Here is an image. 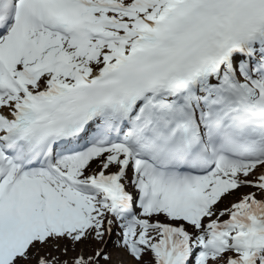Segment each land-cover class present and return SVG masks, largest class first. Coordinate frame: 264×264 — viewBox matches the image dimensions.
<instances>
[{
	"label": "snow or ice",
	"instance_id": "snow-or-ice-1",
	"mask_svg": "<svg viewBox=\"0 0 264 264\" xmlns=\"http://www.w3.org/2000/svg\"><path fill=\"white\" fill-rule=\"evenodd\" d=\"M110 245L264 264V0H0V264Z\"/></svg>",
	"mask_w": 264,
	"mask_h": 264
},
{
	"label": "bare ground",
	"instance_id": "bare-ground-1",
	"mask_svg": "<svg viewBox=\"0 0 264 264\" xmlns=\"http://www.w3.org/2000/svg\"><path fill=\"white\" fill-rule=\"evenodd\" d=\"M106 251L109 253L111 259L109 260L108 264H116V262L114 261L116 257V253L115 251L113 252V248L112 247H108L106 249ZM115 254V255H114Z\"/></svg>",
	"mask_w": 264,
	"mask_h": 264
},
{
	"label": "rangeland",
	"instance_id": "rangeland-1",
	"mask_svg": "<svg viewBox=\"0 0 264 264\" xmlns=\"http://www.w3.org/2000/svg\"><path fill=\"white\" fill-rule=\"evenodd\" d=\"M97 247H99L98 245H97ZM109 247H111V245L109 246ZM115 251V253H116V257L117 258H115V262H116V259H117V261L119 262L120 260H122V259H126V257H124V254H123V252L122 251H119V250H117V249H114L113 248V252ZM115 255V254H114ZM117 263V262H116Z\"/></svg>",
	"mask_w": 264,
	"mask_h": 264
}]
</instances>
